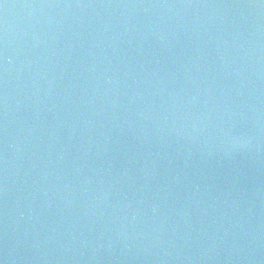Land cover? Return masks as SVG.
Returning <instances> with one entry per match:
<instances>
[{"label":"water","instance_id":"1","mask_svg":"<svg viewBox=\"0 0 264 264\" xmlns=\"http://www.w3.org/2000/svg\"><path fill=\"white\" fill-rule=\"evenodd\" d=\"M0 264H264V0H0Z\"/></svg>","mask_w":264,"mask_h":264}]
</instances>
